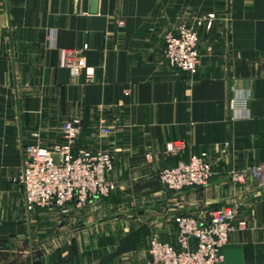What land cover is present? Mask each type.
<instances>
[{"label":"crops","instance_id":"crops-1","mask_svg":"<svg viewBox=\"0 0 264 264\" xmlns=\"http://www.w3.org/2000/svg\"><path fill=\"white\" fill-rule=\"evenodd\" d=\"M93 1L0 0V264H145L152 232L175 244V216L229 203L246 227L229 234L223 264H264V186L229 179L264 163V0ZM208 14L196 73L171 69L165 33ZM84 46L91 82L59 66V49ZM69 119L76 150L112 155L115 189L66 214L27 211L23 147L61 144ZM200 152L205 187L159 184V171Z\"/></svg>","mask_w":264,"mask_h":264},{"label":"built area","instance_id":"built-area-1","mask_svg":"<svg viewBox=\"0 0 264 264\" xmlns=\"http://www.w3.org/2000/svg\"><path fill=\"white\" fill-rule=\"evenodd\" d=\"M213 19L214 15L208 14L195 19L193 25L180 23L175 31L165 33L163 54L171 69L196 73L200 56L197 27L210 29ZM84 49L85 46L59 49V66L67 69L71 77L84 73L86 82H91L93 70L85 65ZM235 102L231 100L230 104ZM104 132L107 133V129ZM79 134V121L69 119L62 125L61 144L51 149L34 144L23 147L20 183L27 211L53 208L66 214L69 203L81 208L93 200L107 198L114 191L115 185L108 178L113 168L112 155L101 150H76L74 145ZM183 147L181 142L167 144L164 154H176ZM146 158L150 161L152 156ZM211 176L208 155L200 152L162 169L157 178L165 190L179 192L185 188L205 187ZM229 179L233 185L254 181L264 186V163L231 172ZM173 222L175 244L161 240L156 231L152 232L148 238L149 259L145 264H223V247L229 234L235 228L246 227L245 218H238L234 203L207 210L205 219L178 215Z\"/></svg>","mask_w":264,"mask_h":264},{"label":"water","instance_id":"water-1","mask_svg":"<svg viewBox=\"0 0 264 264\" xmlns=\"http://www.w3.org/2000/svg\"><path fill=\"white\" fill-rule=\"evenodd\" d=\"M95 1H96V0L93 1V4H94V5H95ZM55 159H57V157H55Z\"/></svg>","mask_w":264,"mask_h":264}]
</instances>
